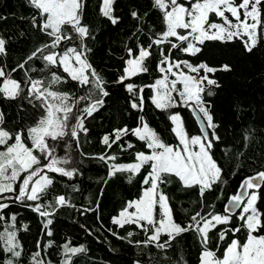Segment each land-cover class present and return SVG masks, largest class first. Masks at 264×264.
Listing matches in <instances>:
<instances>
[{
  "label": "trees",
  "instance_id": "16d2710c",
  "mask_svg": "<svg viewBox=\"0 0 264 264\" xmlns=\"http://www.w3.org/2000/svg\"><path fill=\"white\" fill-rule=\"evenodd\" d=\"M101 6L102 0H82L81 24L87 26L89 33L83 40L86 45L85 56L103 78L107 96H102L92 85L81 86L71 80L59 65L45 67L46 62L39 58L42 55L40 53L28 60L37 48L51 45L54 38L40 30L38 25L43 22V18L29 0H0V37L6 41V54H0V67L11 79L20 82L23 89L15 99L0 93V113L3 114L0 128L13 137L16 133H22L26 145L32 147L27 138V129L35 126L46 115V111L34 96L29 97V78L42 80L43 87H49L52 74L55 73L62 79L60 83L51 85V91L69 94L72 97L70 103H76L81 96H88V99L76 103L74 111L77 113L96 99L104 101L91 116L84 119L87 131H79L78 141L70 136L47 141L55 149L53 155L56 158L69 161L62 167L77 170L73 177L45 169L53 183L39 201L14 200L20 180L14 185L17 193H4L0 197V202L9 205L0 211V216L4 217L0 221V232L5 228L15 231L21 246L17 249L21 255L14 257L4 251L3 241H0V264H6L10 259L13 264H33L32 256L37 251L40 252L38 259L43 260L44 264H63L66 259L65 243L72 247L82 245L85 249L72 256L70 264H201L204 245L195 230L175 236L168 246L161 249L155 243H144L151 235L150 230L145 231L134 224L120 227L112 223V218L118 216L127 202L139 199L143 190L149 187L143 181L151 169L149 163L134 175L117 172L109 176L110 165L133 163L137 153H151L152 150L147 148V141L140 140L130 131L122 135L121 140L112 143L111 147L103 143L104 136H109L111 143L114 130L142 128L147 123L165 144L176 146L180 142L172 131L174 124L169 118L174 113L182 117L189 136L201 135L189 106L180 103L177 93H173L177 98L173 108L161 110L153 103L156 88L152 86L166 74L161 73L158 66L163 58L162 51L170 57L171 63L186 61L193 66L203 63L218 69L215 73H208L211 79L217 81L218 87L205 84L202 98L215 125L209 128L210 139L213 140L211 154L222 168L221 179L201 196L199 186L185 187L177 177L166 176V182L160 184L159 190L168 197L175 221L187 225L197 212L201 215L225 214V206L229 198L237 193L241 182L246 177L264 171V37L258 38L251 52L245 50L239 39L205 40L203 44H197L201 50L195 55L181 50L187 46V42L171 37L170 41L179 47L171 49L168 42L153 45L151 56L144 62L148 71L121 83L119 78L124 74L126 60L130 58L128 49L133 50L134 56L138 55L139 47L149 45L166 30L163 13L154 7V0H114L112 17L117 22L113 24L109 17L101 13ZM134 11L137 17L132 16ZM34 16L37 26L33 25ZM210 19L221 21L214 14H210ZM65 31L72 35V41H62L55 49L49 47L45 49L44 55L52 51L62 54L68 47L83 50L71 26H66ZM182 32L186 34V30L182 29ZM20 64H24V68L21 69ZM223 65H228L229 70H222ZM161 66L167 68L168 65ZM181 70L197 75L191 73L183 63L180 69L174 68L173 72ZM204 74L203 70L199 73L200 76ZM167 75L169 81L176 78L170 73ZM5 78L0 77V85ZM129 83L134 85V93L127 90L126 85ZM177 87L181 88L182 85ZM209 91L213 94L208 95ZM140 96H143L142 109L132 108L131 103L135 101L139 104ZM70 123L75 121L71 120ZM213 133L219 139H215ZM14 142L13 138L8 143ZM34 154L40 158L39 166L49 162L50 158L45 159L42 153L34 151ZM101 156L105 159L101 160ZM108 157L115 159L110 160ZM256 192V207L264 214V182ZM61 195L68 202L63 206L56 203V198ZM36 203L42 206L41 211H47L50 215L41 216L35 211ZM241 212L242 209L232 215L228 224L218 225L208 233L207 248L214 251L217 258H223L225 249L233 239L241 243L247 240L248 230L239 219ZM13 215L16 218L14 223L11 220ZM49 220L51 224L47 223ZM237 227L240 228L239 232L231 231ZM223 229L228 231L225 238L220 240L219 233ZM49 232L51 235H48ZM130 232L131 236L128 235ZM254 234L264 235V229ZM166 240L168 236L162 235L160 243Z\"/></svg>",
  "mask_w": 264,
  "mask_h": 264
},
{
  "label": "snow or ice",
  "instance_id": "6c2138e0",
  "mask_svg": "<svg viewBox=\"0 0 264 264\" xmlns=\"http://www.w3.org/2000/svg\"><path fill=\"white\" fill-rule=\"evenodd\" d=\"M29 2L43 18V22L38 25L40 30L54 39L51 45L37 48L28 57V60L36 58L40 53L42 55L39 58L46 62L45 67L59 65L71 80L78 82L81 86L92 85L99 90L102 96H107L108 92L104 90L103 78L95 71L85 56L86 45L83 44V40L89 33L87 26L81 24L82 0H29ZM113 3L114 0H102L101 13L105 17H109L115 24L117 20L112 17ZM154 7L163 13L166 30L158 34V37L152 40L149 45L139 47L138 55L134 56L133 50L128 49L130 58L126 60L124 74L119 78L121 83L132 76L148 71L144 62L151 56L150 49L153 45L159 46L168 42L171 49L179 47L178 44L170 41L171 37H175L180 42H187V46L181 50L191 55H195L201 50L197 44H203L205 40L232 41L234 38L239 39L244 44L245 50L251 52L258 42V38L264 37V20H262L264 0H195L190 3L189 7L179 3L178 0H154ZM226 13L230 14L231 19ZM210 14H214L222 22L211 20ZM137 15L135 11L132 12L133 17H137ZM33 25L37 26L35 16ZM66 26H71V30L77 34L80 40V49L83 50H78L77 47H68L62 54L52 51L44 55L45 49L49 47L55 49L62 41H72V35L65 31ZM178 29L186 30V34H179ZM0 54H6V41L2 37H0ZM161 54L163 58L159 61V71L166 74L162 79H157L155 85L152 86L156 88V95L153 97L155 106L161 110L175 107L177 103L173 97L175 92L180 103L193 106L194 111L202 114L200 118L207 122V128H214L213 117L205 106L202 94L205 92V84L218 87L217 81L208 75V73H215L218 69L203 63L198 66L188 64L186 61L171 63L167 54H164L163 51ZM181 63L185 64L191 73L197 75H191L182 70L173 72L174 68L180 69ZM165 64L168 65L167 68L161 66ZM19 67L24 68V64H20ZM15 70L13 69V71ZM201 70L205 73L203 76L199 75ZM222 70H229L228 65H223ZM167 73L176 78L169 81ZM0 77H6L0 85V93L5 97L15 99L23 91L20 82L11 79L2 67H0ZM61 79L60 76L53 73L49 87H43L42 80L29 78V97L34 96L46 111V115L42 116L35 126L27 129V138L31 141L32 147L26 145L22 133H16L13 137L8 131L0 128V146H6L4 151H0V197L4 193H17V188L14 185L20 180L18 193L14 196V200L39 201L47 187L53 183L48 172L59 173L71 178L77 171L62 167V164H67L69 161L56 158L53 155L55 149L51 148L47 141L48 139L53 141L63 139L66 136L78 141L79 131H87L84 127V119L86 116H91L104 101L96 99L83 108L80 113L75 112L76 103L89 97L81 96L76 103H70L72 97L69 94L51 91V85L60 83ZM178 85H182V87L178 88ZM126 88L130 93H134L133 84H127ZM140 91L142 92L143 89ZM207 94L212 95L213 93L209 91ZM139 101V104L133 101L131 107L142 109L143 96L139 97ZM169 118L175 125L172 131L179 138L180 145L165 144L147 123H144L142 128L114 130V139L111 143L109 136L103 137V143L111 147L112 143L121 140L122 135H126L130 131L140 140L147 141V148L152 150L150 154L137 153L134 163L110 165L109 176H113L117 172H130L134 175L149 163L151 169L143 181L149 187L143 190L139 199L127 202L118 216L112 218V223L120 227H124L125 224H134L145 231L150 230L151 235L144 243H155L156 247L161 249L168 246L169 241L175 236L195 230L200 234L201 242L204 245L201 264H264V235L253 234L264 229V221H262L264 214L256 207L257 192L249 193L247 191L248 189H261L262 184L257 181L264 182V171L246 177L241 182L240 191L229 198V205H226L224 209L225 214L207 213L201 215L200 212H197L191 217V223L187 225H181L175 221L168 197L159 190L160 184L166 182L165 177L175 176L185 187L199 186L200 194L203 196L205 191L211 190L214 184L220 182L222 168L213 159L211 154L213 140L209 139L207 132H204L202 136L189 137L178 113L170 115ZM71 120H74L75 123H70ZM141 120H143L142 117ZM2 122L3 114L0 113V123ZM213 136L215 139H219V137H215L214 133ZM13 138L15 142L9 144V140ZM193 146H198V150H193ZM128 147L131 148L132 145L129 144ZM34 151L42 153L45 159L50 158L49 162L39 166L41 161ZM99 158L105 159L104 156ZM108 159L114 160L115 157H108ZM22 173L23 176H21ZM245 197H247L246 203L244 202ZM56 203L63 206L68 202L61 195L56 198ZM242 205L239 219L244 222L242 226L248 230L247 240L241 243L239 240L233 239L225 249L223 258H217L215 252L207 248L208 233L216 229L218 225L228 224L232 219V210L240 208ZM8 207L7 203L0 202V211ZM41 207L39 203H36L34 210L41 216L50 215L47 211H41ZM157 208H159V213H157ZM15 219L13 215L11 217L13 223ZM2 220L4 217L0 216V221ZM47 223L51 224L52 221L49 220ZM227 231L228 229L220 231V240L225 238ZM231 231L239 232L240 228L237 227ZM48 235H51V232ZM128 235L131 236L132 233L130 232ZM162 235L168 236V240L164 243H160ZM0 241H3L4 251L11 253L14 257L21 255V251L17 250L21 246L15 231L5 228L3 232H0ZM37 247L39 248V244ZM63 247L66 257L63 264H70L72 256L85 251L82 245L72 247L69 243H65ZM38 257H40L39 251L32 256L33 264H44V261ZM6 264H13V262L10 259L6 261Z\"/></svg>",
  "mask_w": 264,
  "mask_h": 264
},
{
  "label": "water",
  "instance_id": "95a60500",
  "mask_svg": "<svg viewBox=\"0 0 264 264\" xmlns=\"http://www.w3.org/2000/svg\"><path fill=\"white\" fill-rule=\"evenodd\" d=\"M189 108H190V110H191V112H192V114H193V116H194V118H195V120H196V122H197V124H198V126H199V129H200V132H201V135H203L204 134V132H207L208 133V137H209V139H210V133H209V128H207V122L206 121H204V120H202L200 117H202V114L201 113H198V111H194V107L193 106H189ZM258 183H263V182H260V181H257ZM259 189H248L247 191L249 192V193H251L252 191H258ZM240 191V188L238 189V191H237V193ZM236 193V194H237ZM246 200H247V197H245V201L244 202H246ZM227 205H229V201H228V203H227ZM242 207H243V205L240 207V208H234L233 210H232V214L231 215H235V214H237L241 209H242Z\"/></svg>",
  "mask_w": 264,
  "mask_h": 264
},
{
  "label": "rangeland",
  "instance_id": "374dc122",
  "mask_svg": "<svg viewBox=\"0 0 264 264\" xmlns=\"http://www.w3.org/2000/svg\"><path fill=\"white\" fill-rule=\"evenodd\" d=\"M186 1H188L187 3H182V4H184L186 7H189L190 6V3H192V2H195V0H186ZM226 15H228L227 13H226ZM229 18L231 19V17H230V15H229ZM215 22H218V23H221L222 21H215ZM178 31V33L179 34H184L183 32H182V29H178L177 30ZM173 97L176 99V101H177V98H176V96L173 94ZM179 114V113H178ZM180 115V114H179ZM182 118V117H181ZM174 124V123H173ZM174 127H175V125H174ZM183 127H184V124H183ZM184 129H185V127H184ZM186 130V129H185ZM187 132V131H186ZM188 134V133H187ZM198 135H200V134H198ZM189 136V135H188ZM193 136H195V135H193ZM202 136V135H201ZM189 137H191V136H189ZM180 142V141H179ZM178 145H180V143L178 144ZM171 146H174V145H171ZM177 146V145H176ZM6 147V146H5ZM5 147H0V151H4L5 150ZM193 150H198V146H193ZM146 154H150V153H146ZM136 162V161H135ZM134 163V162H133ZM137 200V199H136ZM134 201V200H133ZM130 211H131V209H130ZM254 234V233H253ZM254 235H256V234H254ZM220 259H222V258H220Z\"/></svg>",
  "mask_w": 264,
  "mask_h": 264
}]
</instances>
